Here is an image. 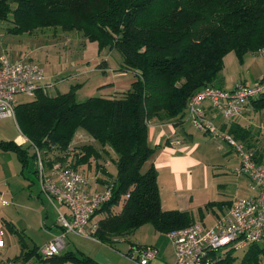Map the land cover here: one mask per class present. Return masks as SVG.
<instances>
[{"label":"trees","instance_id":"16d2710c","mask_svg":"<svg viewBox=\"0 0 264 264\" xmlns=\"http://www.w3.org/2000/svg\"><path fill=\"white\" fill-rule=\"evenodd\" d=\"M0 22H7L9 34L49 26L75 29L99 47L116 49L122 68L136 72L119 96L97 94L77 101L73 89L53 95L37 90L34 99L14 108L20 134L43 151L48 164L52 157L74 168L89 167L91 158H99L92 144L71 148L78 129L117 155L116 177L105 180L111 197L93 214L101 216L95 237L112 245L146 223L163 233L193 223L187 210L162 208L155 166L141 171L161 146L147 144L148 122H181L189 97L205 85H217L229 50L241 58L245 50L256 53L264 46V0H0ZM247 103L263 109L264 92ZM229 132L243 141L250 136L238 124H231ZM0 149L13 151L24 166L29 162L25 148L14 140H0ZM253 158L262 163L261 157ZM117 205L119 210H113ZM242 251L240 264H264V236ZM23 254V260L37 256L42 264H100L74 251L42 258L37 246ZM235 258L228 249L217 264H233Z\"/></svg>","mask_w":264,"mask_h":264},{"label":"rangeland","instance_id":"374dc122","mask_svg":"<svg viewBox=\"0 0 264 264\" xmlns=\"http://www.w3.org/2000/svg\"><path fill=\"white\" fill-rule=\"evenodd\" d=\"M6 25L7 22H0V55L3 54L10 60L30 59L39 64L47 83L52 84V87L47 90L49 94L64 93L73 89L76 100L82 101L88 97V91L102 84L101 81L106 76L108 81L97 88L98 94L108 97L119 96L128 90L136 79L135 71L122 68V57L116 49L99 47L96 41H89L80 31L49 26L22 34H9L5 31ZM105 62L106 68H109L106 75L105 71L101 70ZM85 69L88 73L82 72ZM96 69L97 71H94ZM262 74H264V56L247 49L240 58L234 50H229L223 57V67L218 73L216 83L221 84L225 89H231L238 80L252 84L253 79ZM109 87L113 88L105 90ZM35 95L29 97L20 94L16 96V99L21 103L34 99ZM186 118L185 115V127L192 129L194 138L188 143L187 149L182 151V156L186 160L189 157L193 158L194 164L180 175L179 181H175L174 176L167 169H162V172L158 174L157 183L162 208L177 209L179 192L188 193L193 202L192 208L187 211L196 221L212 226L217 216L226 211L230 200L245 195L237 188L240 179L234 169L238 158L234 149L223 139L213 137L193 127ZM245 127L250 131L248 144L264 158V108L257 111L249 109L245 118ZM150 128L148 124L147 132ZM78 131H83L85 137H81ZM20 135L15 118H0V140H10L16 137L21 140L23 138ZM88 138H91L88 133L78 129L72 139L71 146L73 147L71 148L74 150L75 146L89 143L98 151L99 158L89 160L87 176L90 183L94 182L92 177L95 176L96 178L114 179L117 174V155L109 146L102 147L97 140L91 138L90 140H93L88 141ZM147 144L150 147L156 146L148 138V133ZM23 147L29 156V162L22 176L13 152H7L12 156V160L0 157V176L3 175L4 178L2 179L3 185L0 186V240L3 244L13 245L10 253L18 251L16 247L18 242L16 235L6 232L5 220L13 222L15 228L23 231L31 245L40 247L50 239V229L52 232L56 229L54 223L57 222V209H63L41 192L38 175L33 172L31 157L34 155V149L27 142L23 143ZM58 154L63 155V152H58ZM96 165L104 167L107 173H100V168L96 170ZM147 166L145 162L141 171H145ZM75 168L84 172L87 169L86 165H78ZM242 176L249 185L248 178L245 175ZM118 208L120 205L113 207V210L117 211ZM151 230H153L152 225L146 223L129 233L125 242H114L118 251L113 249V252L121 256L122 262L119 264H136L135 260L126 255L127 249L124 246L130 241L146 243L150 239ZM8 236L12 242H9ZM67 240L79 245L90 242L73 233L66 234L64 241ZM235 256L233 264H240L243 251H235ZM22 261L24 260L18 259L19 263ZM29 264H42V262L34 256Z\"/></svg>","mask_w":264,"mask_h":264},{"label":"built area","instance_id":"2783aa9c","mask_svg":"<svg viewBox=\"0 0 264 264\" xmlns=\"http://www.w3.org/2000/svg\"><path fill=\"white\" fill-rule=\"evenodd\" d=\"M257 54L264 56V46ZM52 84L45 81L42 67L30 59L10 60L0 55V118H15L17 95L33 96L37 90L47 91ZM264 92V74L254 83L238 81L231 89L218 85H205L194 92L187 101L186 116L193 127L213 137L223 139L239 157L235 172L245 175L250 194L235 198L225 212L217 216L212 226L201 221L168 232L173 247L172 264H217L224 251H242L250 243L264 236V164L230 134L221 130L207 116L210 109L226 120H232L253 97ZM150 124V122H148ZM27 142L26 139L22 143ZM41 192L63 209H57V222L61 234L38 248L42 258L59 254L64 237L73 233L86 239H96L98 224L94 212L111 197V185L101 190H91L86 172L74 168L69 162L45 158L42 150L32 146ZM137 257L126 255L138 264H148L157 258L153 246L134 247ZM0 264H22L16 260Z\"/></svg>","mask_w":264,"mask_h":264},{"label":"crops","instance_id":"0c3cea01","mask_svg":"<svg viewBox=\"0 0 264 264\" xmlns=\"http://www.w3.org/2000/svg\"><path fill=\"white\" fill-rule=\"evenodd\" d=\"M102 66L103 67L101 68V70L103 72L105 71L104 74L106 75V71L109 69L108 67L106 68V66H107L106 62ZM94 71H97V69ZM82 72L88 73V71L86 69L82 70ZM262 75L253 79V81L255 82ZM104 78L101 81L102 84H98L97 87L95 86L92 88V90L87 92L88 97L92 96L91 94H95V93L98 94L99 90L97 88L105 85L104 83L106 81H108L106 76ZM45 81H46V79H45ZM238 81L247 83L246 81H243V80H238ZM217 85L224 88L219 83ZM112 88L113 87H109V88H106L105 90H108V89L110 90ZM249 109H252V106L250 103H247L246 106H244V109L241 112V114H239L238 116H236L232 120H226L222 116H220L218 113H216L210 109H207V116L209 118H211L213 120V122L221 130H223L224 132L227 131L226 132L227 134H230L237 142L243 144L244 147H247L246 142L248 144L247 140L250 139V136L245 141L238 139V138H235L233 136V134L229 132V127L231 124H238L239 126L246 128L245 127V118H246V115H247ZM185 115H186V113H185ZM149 125L151 126V128L148 132V138L150 139L151 142H154L156 145H161V146L146 161L147 165H148L147 168L151 164H153L155 166V168L157 169L158 174H160V172H162L161 171L162 169H165V170L167 169V171L170 172L174 176L175 181H179L180 175L182 173L186 172L191 167V165L194 164L193 158L189 157V159L187 158V160H186V158L182 156V154H183L182 151L187 149L188 143L190 141H192V139L194 138V133H193L192 129L188 128L187 126L185 127L184 118L179 123H175L173 120H170V119H163V120L152 119L150 121ZM78 132H79V135L81 137H83V138L85 137L83 131H78ZM20 137L25 139L21 135H20ZM23 139L18 140V137H16V138L10 139V140H14L17 144H21L23 146V143H22ZM90 139L91 138H88V141L93 140V139L92 140H90ZM247 149L252 154H254L255 156L261 157V161L264 164V158L262 157L261 154L255 153V151L251 147H249V148L247 147ZM0 151H2V153L0 154V157H2V158L7 157V159L12 160V156L7 152H13V151L2 150V149H0ZM236 157L238 158V161L236 163L235 169L239 165V157L238 156H236ZM15 158H16V161L18 162V165L20 166L19 172H20V175L22 176L24 168L27 166V164H26V166H24L22 164V162H20V160L16 154H15ZM2 162H3V160H2ZM88 170H89V167H87V169L85 170L86 174L89 173ZM33 172L37 175L35 159H33ZM97 173H99V172H97ZM158 177L159 176H157V179H158ZM237 177H238V179H240L239 183H238V187H237L238 191L240 190V192L245 193L244 196L249 195L250 190L248 187V183L243 179L242 175H239ZM97 178H99V177H97ZM97 178H96V176L92 177L94 182L90 183V189L91 190H101L107 182V181H105L106 178H99L98 180H97ZM2 179H4L3 175L0 176V186L3 185ZM3 187H5V186H3ZM39 188H40V184H39ZM0 192H1V190H0ZM178 195H179L178 197H180L179 199H177V209L178 210H189V208H192V202L193 201H192L191 196L188 193L179 192ZM238 197H241V196H238ZM235 198H237V197H235ZM235 198H233L232 200L229 201V205L231 204V202ZM205 200H207V199H205ZM161 206H162V202H161ZM118 210H119V208H118ZM99 215L100 214L95 215L94 219L97 220V218H100L101 216H99ZM193 220L196 221L194 218H193ZM4 224L6 226V232L8 234H14L17 236L16 239H17L18 243H17L16 247H17L18 251L16 253H10L12 251L13 245H11V243H9L8 245L3 244L0 240V245L2 246V247H0V261H6V260L18 261V259H23V256H24L23 253L28 249H32L33 247H36V245H31L30 242L25 238L23 231H19V229L15 228V226L13 225V222H11L9 220H5ZM54 224L56 225V229H54L55 230L54 232H52V229H50L51 230V233H50L51 237L46 242H44V244L47 243L48 241H50L51 239H53L55 236H58L61 234L62 229L59 226V224L57 222H55ZM50 227H48V228H50ZM152 229L153 230H151L150 239L146 243H135V242L130 241L129 244L125 245L124 247L127 249L126 253L131 254V256L133 258H136L137 252L135 251V249H133L134 247L136 248V247H141V246H153L158 250V256H157V258L151 260L148 264H172L174 261V252H173V247H172V244L170 242L168 234L163 233V232H158L153 227H152ZM127 236L117 238L114 240V242H118V241L125 242L126 241L125 239H127ZM8 239H9V242H12L10 236H8ZM87 240L90 242L89 243L88 242L82 243V245L70 242L69 240H67L66 242L64 241L63 248L61 249L60 252H63L64 249L66 251L82 252L83 254L91 256L100 264H119V262H122L120 259L121 256H119V255L115 254V252H113L114 250L118 251V249L115 248L114 243L112 245L107 244V243H103V242L99 241L97 238L96 239H87ZM22 245H24L25 248H22ZM132 257L130 259H132ZM32 258H34V256L31 257L30 259H28L27 261L24 260L20 263L29 264L30 261H32ZM132 260H134V259H132ZM67 264H72V263H67ZM136 264H137V262H136Z\"/></svg>","mask_w":264,"mask_h":264}]
</instances>
